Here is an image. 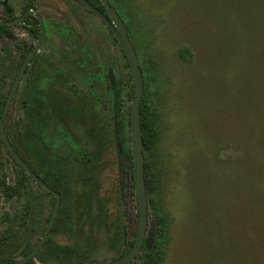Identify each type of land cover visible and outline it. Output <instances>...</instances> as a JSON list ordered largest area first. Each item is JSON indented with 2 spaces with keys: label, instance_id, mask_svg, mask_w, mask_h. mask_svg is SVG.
<instances>
[{
  "label": "rangeland",
  "instance_id": "obj_1",
  "mask_svg": "<svg viewBox=\"0 0 264 264\" xmlns=\"http://www.w3.org/2000/svg\"><path fill=\"white\" fill-rule=\"evenodd\" d=\"M9 2L17 7L24 0ZM111 3L137 54L142 98L157 124L156 146L142 153L150 178L147 229L161 220L167 225L161 264H264V0ZM40 6L45 37L4 130L14 142L24 137L20 92L26 86L40 87L52 108L72 107L68 115L55 114L62 133L75 154L97 151L98 160L93 173L87 170L90 185L77 188L78 202L60 196V206H69L74 235L85 248L81 264H105L125 253L137 225L132 168L118 165L106 76L111 71L118 85L124 124L133 81L119 44L97 17L74 0ZM11 9L18 15L20 8ZM21 38L28 47L36 42ZM22 60L0 53L3 100ZM17 175L0 137V182L11 184ZM26 187L19 201L0 195V213L31 202L26 232L1 253L13 261L39 241L53 209L50 194L30 181ZM51 239L72 243L62 233Z\"/></svg>",
  "mask_w": 264,
  "mask_h": 264
},
{
  "label": "trees",
  "instance_id": "obj_2",
  "mask_svg": "<svg viewBox=\"0 0 264 264\" xmlns=\"http://www.w3.org/2000/svg\"><path fill=\"white\" fill-rule=\"evenodd\" d=\"M87 1L92 6H95L93 0ZM107 1L115 8L111 0ZM96 8H103V6L100 4ZM110 90L111 98L113 99L114 141L115 144L121 145V152L116 147V157L118 165L123 170H126L127 168H132L130 149L124 148L123 146L125 140L129 141V119L124 124L118 117V85L110 86ZM5 100L6 98L3 100L0 95V116ZM20 105L25 122L24 137L18 142L9 140L11 145L31 170L51 189L59 193L62 201L65 198L68 202L77 203L81 198L77 188L80 187L81 191V188L85 189L86 186L90 185L91 182L89 180H92L93 177L88 179L87 175L90 171L93 173L95 170L98 153L97 151L89 153L85 149H79L80 151L77 150L78 153L75 154L73 150L76 151L77 148H74L68 136L62 133L61 123L55 118V114L60 113L58 117L61 114L68 115L72 107L52 108L51 102L45 98L43 90L35 85L31 89L26 86L21 90ZM139 114L142 150L150 152L156 146L158 132L156 121L152 117L151 108L145 98L141 99ZM11 161L18 169V175L16 180L11 184H7L4 180L0 182V195L5 201H19L27 192L26 185L30 179L12 158ZM129 172L132 175L131 169ZM144 178L145 184L148 186L150 184V178L147 162L144 163ZM20 205L19 208L14 207L12 212L6 211L0 213V264H12L14 262L10 258L4 257L1 253L10 244H13L15 241L17 242L18 237L27 230L25 222L30 215L31 202L29 199H25ZM68 207L64 206L63 203L61 204L55 222L40 250L33 259L23 264H81L82 257L86 254V251L84 246L77 242V235H74L72 217L70 216V208ZM161 218L164 217L161 216ZM163 222L161 220L159 223L154 224L153 228H149L154 233L152 248L151 250L142 248L137 260L132 264H161L167 244V225L165 226ZM59 233L64 234L72 243L62 245L54 242L51 236ZM134 236L135 231L132 234L133 239L127 243L125 252L131 248ZM34 246L32 248L26 246V249L21 252V256L23 257L28 254Z\"/></svg>",
  "mask_w": 264,
  "mask_h": 264
},
{
  "label": "water",
  "instance_id": "obj_3",
  "mask_svg": "<svg viewBox=\"0 0 264 264\" xmlns=\"http://www.w3.org/2000/svg\"><path fill=\"white\" fill-rule=\"evenodd\" d=\"M81 5L88 11L95 14V16L106 26V28L111 32L113 38L119 44L123 55L128 63L131 78L133 81L134 94L132 103L130 106L129 114V140H130V153H131V162L133 168V187L135 192L136 199V209H137V225L135 229V236L131 248L125 252L121 257L110 260L105 264H132L137 260L139 254L141 253L142 248L146 250H151L154 242V233L151 230H147V219H148V201H147V192L146 184L144 178V160L142 153V136H141V126H140V104L143 94V80L142 74L139 67L137 54L128 38L127 30L120 20L118 15L112 9L107 0H98L100 4L105 9L106 15L100 13L95 7H93L86 0H77ZM39 24L41 26V35L37 43L33 46L30 54L23 62L22 66L19 69V72L9 90V93L6 97L3 110L0 116V137L1 141L7 150L10 157L23 169L26 176L37 186L41 187L43 190L51 193L54 196L55 202L51 212V215L48 219V222L45 226L44 232L40 237L39 241L35 244L34 248L25 256L15 260L12 264H23L35 257L37 252L40 250L41 246L45 242L54 222L57 217L59 207H60V195L59 193L52 190L47 186L39 177L31 170V168L24 162V160L17 154L11 145L6 132L4 130V119L9 109V106L15 96V92L19 86L23 72L35 53L44 36V27L38 16ZM107 80L111 85H114V79L112 72L109 71L107 74Z\"/></svg>",
  "mask_w": 264,
  "mask_h": 264
},
{
  "label": "flooded vegetation",
  "instance_id": "obj_4",
  "mask_svg": "<svg viewBox=\"0 0 264 264\" xmlns=\"http://www.w3.org/2000/svg\"><path fill=\"white\" fill-rule=\"evenodd\" d=\"M42 1L43 0H24V2L22 4L18 5L17 7H13L10 4L9 0H0V40H5L8 42L7 47H3V46L1 47L0 46V53L3 54L5 57L10 58V59L12 58L13 54H16L19 59L23 58L22 62L19 65L18 72H19V69L22 66L23 62L25 61V59L30 54L33 46L37 43V41L41 35V26H40L39 20H38L39 15L37 13L36 8L41 7L40 5H41ZM74 1H77V0H74ZM93 3L95 5V6H93V7H95V9H97L100 13L106 15L104 8H96L100 5L99 1L93 0ZM79 4L81 5V3H79ZM11 8H20L18 15H16V16L13 15V9H11ZM90 13L95 16L94 13H92V12H90ZM39 18H40V16H39ZM40 20H41V18H40ZM41 22H42L43 27H44V36H43V39L41 41V44H42L44 37H45V25H44L42 20H41ZM16 31H18L19 34H16L15 33ZM22 36H27L30 38L36 37V42L28 47L27 44H25L26 42H24L23 39L21 38ZM14 42H17V43L14 44ZM41 44L39 45V47L41 46ZM39 47L35 51L33 56L31 57V59L29 60L27 66L23 72V76L25 74V71H27V69H29L31 67V64L34 63V61L38 57L37 55H38ZM110 86H115V85L110 84ZM112 101H113V99H112ZM119 108H120V100H119ZM118 117H119V114H118ZM115 145L118 148L119 152H121V145L120 144H115ZM129 149H130V140H129ZM131 164H132V162H131ZM131 178H132V184H133V168H132ZM39 188L41 190H43L41 187H39ZM133 189H134V187H133ZM43 191L47 194H50L54 198V196L51 193H49L45 190H43ZM136 218H137V209H136Z\"/></svg>",
  "mask_w": 264,
  "mask_h": 264
}]
</instances>
